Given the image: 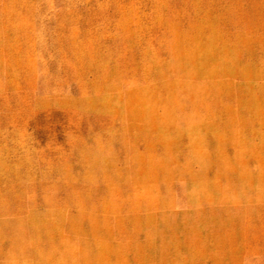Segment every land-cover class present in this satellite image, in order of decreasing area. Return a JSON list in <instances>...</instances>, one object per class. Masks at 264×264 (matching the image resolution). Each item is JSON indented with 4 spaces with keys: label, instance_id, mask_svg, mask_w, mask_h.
<instances>
[{
    "label": "rangeland",
    "instance_id": "rangeland-1",
    "mask_svg": "<svg viewBox=\"0 0 264 264\" xmlns=\"http://www.w3.org/2000/svg\"><path fill=\"white\" fill-rule=\"evenodd\" d=\"M0 264H264V0H0Z\"/></svg>",
    "mask_w": 264,
    "mask_h": 264
}]
</instances>
